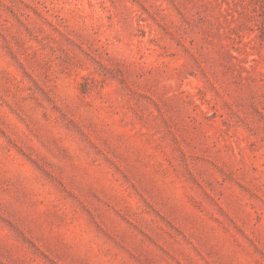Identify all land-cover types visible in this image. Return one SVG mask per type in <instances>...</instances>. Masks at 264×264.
Masks as SVG:
<instances>
[{"label":"rangeland","instance_id":"rangeland-1","mask_svg":"<svg viewBox=\"0 0 264 264\" xmlns=\"http://www.w3.org/2000/svg\"><path fill=\"white\" fill-rule=\"evenodd\" d=\"M0 264H264V0H0Z\"/></svg>","mask_w":264,"mask_h":264}]
</instances>
